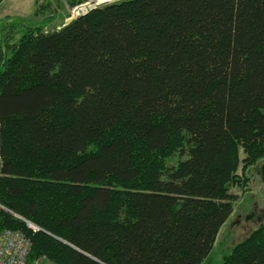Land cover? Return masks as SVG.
Masks as SVG:
<instances>
[{"label": "trees", "instance_id": "trees-1", "mask_svg": "<svg viewBox=\"0 0 264 264\" xmlns=\"http://www.w3.org/2000/svg\"><path fill=\"white\" fill-rule=\"evenodd\" d=\"M44 25L0 46V204L40 228L0 210V233L54 264H202L264 157V0ZM219 264H264V221Z\"/></svg>", "mask_w": 264, "mask_h": 264}, {"label": "rangeland", "instance_id": "rangeland-1", "mask_svg": "<svg viewBox=\"0 0 264 264\" xmlns=\"http://www.w3.org/2000/svg\"><path fill=\"white\" fill-rule=\"evenodd\" d=\"M74 4H70L72 2ZM93 0H0V46L17 39L25 25L43 22L46 31L60 28L73 16L74 7L83 9L91 6ZM119 1V0H113ZM79 12V11H78ZM16 18L21 20L16 22ZM239 156L244 157L242 151ZM180 159L175 153L166 160L168 166L176 164ZM240 165L238 173H242ZM244 175L248 177L246 190L230 187L229 191L239 196L233 204V211L221 225L213 247L202 264H219L222 256L244 239L251 231L264 221V157L253 165L244 168ZM51 263L54 264L52 260Z\"/></svg>", "mask_w": 264, "mask_h": 264}, {"label": "built area", "instance_id": "built-area-1", "mask_svg": "<svg viewBox=\"0 0 264 264\" xmlns=\"http://www.w3.org/2000/svg\"><path fill=\"white\" fill-rule=\"evenodd\" d=\"M2 157L0 154V172ZM0 210L9 212L11 215L25 222L33 231H39V227L29 220L20 217L0 204ZM31 241L29 236L21 230L5 229L0 233V264H53L44 255L29 258Z\"/></svg>", "mask_w": 264, "mask_h": 264}, {"label": "water", "instance_id": "water-1", "mask_svg": "<svg viewBox=\"0 0 264 264\" xmlns=\"http://www.w3.org/2000/svg\"><path fill=\"white\" fill-rule=\"evenodd\" d=\"M113 0H105V1H102V2H99V3H95V2H93V1H91L90 2V4H91V6L93 7V8H96V7H100V6H103V5H106V4H108V3H111ZM88 9V7H86L85 8V10H87ZM82 11H79L78 13H77V15L78 14H80Z\"/></svg>", "mask_w": 264, "mask_h": 264}, {"label": "bare ground", "instance_id": "bare-ground-1", "mask_svg": "<svg viewBox=\"0 0 264 264\" xmlns=\"http://www.w3.org/2000/svg\"><path fill=\"white\" fill-rule=\"evenodd\" d=\"M102 1H105V0H93V2L95 3H99V2H102ZM12 230H17V229H12ZM32 230V229H31ZM30 237V236H29ZM31 241V240H30Z\"/></svg>", "mask_w": 264, "mask_h": 264}]
</instances>
